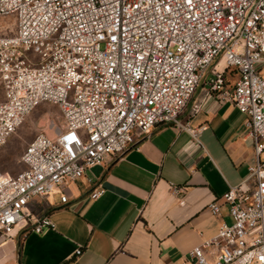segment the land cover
<instances>
[{"label": "built area", "instance_id": "built-area-1", "mask_svg": "<svg viewBox=\"0 0 264 264\" xmlns=\"http://www.w3.org/2000/svg\"><path fill=\"white\" fill-rule=\"evenodd\" d=\"M5 16L14 34L0 36V149L42 104L61 119L29 140L23 169L0 171V235L53 228L49 216L33 218L35 198L65 203L63 186L157 126L201 145L204 126L181 119L209 72L210 100L245 115L253 161L219 199L231 221L181 264H264V0H0ZM207 209L218 216V200Z\"/></svg>", "mask_w": 264, "mask_h": 264}, {"label": "crops", "instance_id": "crops-1", "mask_svg": "<svg viewBox=\"0 0 264 264\" xmlns=\"http://www.w3.org/2000/svg\"><path fill=\"white\" fill-rule=\"evenodd\" d=\"M260 71L264 76V63ZM208 75L181 119L204 126L201 145L174 125L136 137L124 154L63 186L65 203L59 193L35 198L33 218L47 215L54 227L0 235V264H181L219 222L229 223L228 206L219 199L247 176L253 151L245 115L210 100ZM98 185L105 192L93 200L89 194ZM214 200L218 216L207 209Z\"/></svg>", "mask_w": 264, "mask_h": 264}, {"label": "rangeland", "instance_id": "rangeland-1", "mask_svg": "<svg viewBox=\"0 0 264 264\" xmlns=\"http://www.w3.org/2000/svg\"><path fill=\"white\" fill-rule=\"evenodd\" d=\"M14 34V20L11 16L0 17V36H12ZM2 89L0 84V100ZM50 119V120H49ZM60 114L57 106L42 104L32 111L24 120L8 142L0 149V171L11 174L23 169L20 161L23 149L37 133L47 130L48 123L54 121L60 124Z\"/></svg>", "mask_w": 264, "mask_h": 264}, {"label": "bare ground", "instance_id": "bare-ground-1", "mask_svg": "<svg viewBox=\"0 0 264 264\" xmlns=\"http://www.w3.org/2000/svg\"><path fill=\"white\" fill-rule=\"evenodd\" d=\"M50 120V119H49ZM49 120H47V123H48V125L50 124V121Z\"/></svg>", "mask_w": 264, "mask_h": 264}]
</instances>
